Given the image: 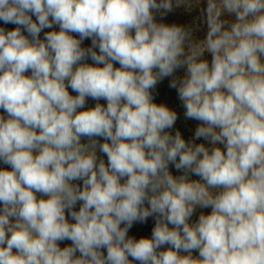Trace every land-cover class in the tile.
I'll list each match as a JSON object with an SVG mask.
<instances>
[{
  "label": "clouds",
  "instance_id": "9594fccd",
  "mask_svg": "<svg viewBox=\"0 0 264 264\" xmlns=\"http://www.w3.org/2000/svg\"><path fill=\"white\" fill-rule=\"evenodd\" d=\"M193 3L203 39L161 22ZM0 22V264H264V0H0Z\"/></svg>",
  "mask_w": 264,
  "mask_h": 264
},
{
  "label": "rangeland",
  "instance_id": "374dc122",
  "mask_svg": "<svg viewBox=\"0 0 264 264\" xmlns=\"http://www.w3.org/2000/svg\"><path fill=\"white\" fill-rule=\"evenodd\" d=\"M173 3L175 4V0H173ZM203 7V3L199 6H197L195 3L191 7H187L184 4H181L179 7H174L173 11L170 13H167L163 20L161 21V17L158 14L157 20L168 23V24H178V25H184L186 27H192L194 31V35L198 39H203L206 34V25H204L200 19V9ZM0 26L5 27L8 30H11L14 28V25H3L2 22H0ZM50 29H45V31H49ZM41 36H43V33H41ZM91 41L90 39L85 40L83 45L84 47L90 46ZM205 58L210 61L211 57L210 54L205 53ZM88 63H91V60L88 61ZM118 67V65H116ZM178 75L183 74V70H179ZM171 77L165 78L163 81L159 82L156 89L154 90V97L156 103H163L166 104L168 107L173 109L178 114V119L176 121V124L174 126V129L172 130L175 132L176 130H179L183 137L187 139H191V137L194 134L195 128L197 127L198 122L193 120H186L184 117V109L181 104V102L178 99L177 92L175 89L169 87ZM71 91V90H69ZM75 95V93H72ZM95 101L89 99L87 101V107H93L95 105ZM101 103H105L104 101H101ZM2 111V110H0ZM203 141H197V143H200ZM106 159V157H105ZM7 167L6 165H3L0 163V168ZM174 175H179L181 173L176 172L174 168L171 169ZM193 179H198V177H193ZM201 210L197 209L196 215L193 216V220L197 218L199 215V212ZM205 213L210 212V209H204ZM154 224L153 220H149L147 224H136L133 226V228L130 230L129 235H133L137 238L140 236H150L151 234V228ZM61 246H64L63 244ZM197 253H194L196 255Z\"/></svg>",
  "mask_w": 264,
  "mask_h": 264
}]
</instances>
